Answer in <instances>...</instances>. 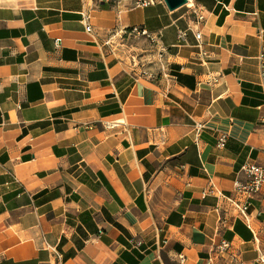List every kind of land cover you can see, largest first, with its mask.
<instances>
[{
    "label": "crops",
    "instance_id": "0c3cea01",
    "mask_svg": "<svg viewBox=\"0 0 264 264\" xmlns=\"http://www.w3.org/2000/svg\"><path fill=\"white\" fill-rule=\"evenodd\" d=\"M263 30L264 0H0V264H262L264 187L251 228L225 196L264 166Z\"/></svg>",
    "mask_w": 264,
    "mask_h": 264
},
{
    "label": "built area",
    "instance_id": "2783aa9c",
    "mask_svg": "<svg viewBox=\"0 0 264 264\" xmlns=\"http://www.w3.org/2000/svg\"><path fill=\"white\" fill-rule=\"evenodd\" d=\"M103 1L108 2L111 0H103ZM156 1H160V0H132V3L135 6H139V5L152 4L155 3ZM188 2L189 0H187L186 3ZM201 17L202 16H200V18ZM86 29L88 31L91 30L89 24L86 25ZM129 32L133 35L147 37L151 43L158 45L159 55L160 57L162 56V53L164 52V48L159 45L158 37L156 35L151 34L147 29L141 26H133L129 29ZM177 35L179 38L184 39L185 31L179 30ZM195 36L199 40L201 37L200 32L197 31L195 33ZM259 61H260L259 76L262 87V104L260 107L264 109V47L262 48L259 54ZM142 75L149 76V73L147 71H142ZM262 122H264V114L262 115ZM105 126L111 127V125L108 123H105ZM194 127H195V131L199 133V131L204 127V124L195 123ZM226 140H227V134L222 133L218 138L217 146L219 148H223L225 146ZM241 170L244 173L246 180L244 182L235 181L232 194L225 196V199L229 207L234 211L235 215L237 217L242 218L246 223V225L251 228L250 216H249V208L251 205L250 199L253 198L256 194L260 193L264 187V166L254 162H245L241 166ZM211 191H212L211 188L207 189V192H211ZM230 246L231 243L228 240L221 238L216 244V254L220 256L221 254L228 252ZM54 252L57 254L55 250ZM181 260H183V257H181ZM213 260L214 257H209L207 260V264H212ZM257 260L262 264H264V253H261L260 256L257 258ZM236 261H237L236 256L229 255V260L227 261L226 264H237Z\"/></svg>",
    "mask_w": 264,
    "mask_h": 264
},
{
    "label": "water",
    "instance_id": "95a60500",
    "mask_svg": "<svg viewBox=\"0 0 264 264\" xmlns=\"http://www.w3.org/2000/svg\"><path fill=\"white\" fill-rule=\"evenodd\" d=\"M166 3L167 7L172 10L175 9L176 7H179L181 5H184L187 0H164Z\"/></svg>",
    "mask_w": 264,
    "mask_h": 264
}]
</instances>
